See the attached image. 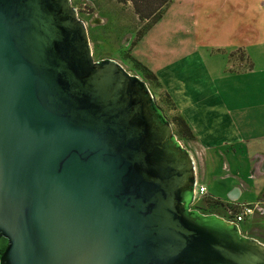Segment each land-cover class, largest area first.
I'll return each mask as SVG.
<instances>
[{
	"label": "water",
	"instance_id": "1",
	"mask_svg": "<svg viewBox=\"0 0 264 264\" xmlns=\"http://www.w3.org/2000/svg\"><path fill=\"white\" fill-rule=\"evenodd\" d=\"M195 186L146 83L93 59L70 0H0V264H264L262 241L190 208Z\"/></svg>",
	"mask_w": 264,
	"mask_h": 264
},
{
	"label": "rangeland",
	"instance_id": "2",
	"mask_svg": "<svg viewBox=\"0 0 264 264\" xmlns=\"http://www.w3.org/2000/svg\"><path fill=\"white\" fill-rule=\"evenodd\" d=\"M70 1L71 5L76 9L77 17L86 26L93 59L95 61L105 58L115 60L126 71L141 78L153 95L156 104L169 120L173 134L191 153L195 165L197 184L204 186L208 190L205 196L199 195L197 200L190 205V208L196 209L203 214L218 213L217 215L219 216H226L228 213L223 210V203L219 201H225L226 206L229 208L228 210L233 213L239 210L238 204L255 202L257 195L253 193L247 194L249 195L248 199L244 198V196L240 199H229L226 196L230 191L224 194V191L220 190L219 184L215 182V178H224L226 176L234 178L238 177V175H248V169L259 163L260 157L246 156L243 153L241 155H232L229 151L219 155H212L211 153V155H203L200 151H197L198 145L196 144L195 134L191 131V134H188L178 124L175 119L178 117V112L174 109V102L164 93L153 76L154 74L149 70V68L162 67L172 60L178 62L180 60L178 56L180 55L175 50L179 45H183L185 48L186 46L191 47L193 44L190 43L202 44L205 40L207 42L209 38L213 37V26L207 27V31L199 29L202 24L200 16L204 12L203 8L199 7V3L202 5L206 4L207 8H210L209 4L213 0H174L168 10L164 12L158 24L149 31L141 42H139L141 37L151 27V21L140 20L134 13L131 2L118 3L115 0ZM239 2H242L243 5L246 3L257 4V0L254 2L251 0H239ZM197 18L200 20V25L197 21H193ZM194 24L197 25L195 26ZM252 55L257 59L254 53ZM205 57L207 59H203V61L208 60V56L206 55ZM199 60L193 56L183 60V67L186 69L185 78H187L189 83H194L195 85L203 82V78L200 75ZM212 61L216 62L217 60L214 58ZM253 61L255 62L254 59ZM251 66V60L245 57L241 51H235L227 56L226 70L229 72H245ZM261 73L262 67L259 63L255 65L250 74L229 78V80L232 79V82H227H231V85L234 86L238 99L234 101L228 88L225 90L221 87L220 96L222 98L220 99L222 103L230 104V106H232L231 103H237L238 106H241L249 100L256 101L263 96L264 93L259 91L261 87H264V74L262 73L261 78ZM223 81V78L222 80H217V82ZM246 86L253 87L246 89ZM250 90L255 92H251L249 95ZM233 94H235V91H233ZM250 155L252 154L250 153ZM246 184V182L242 181L237 184L239 186L234 188L242 189ZM208 197H211V199ZM236 203L237 205H235ZM252 214L250 217L249 215L246 216V220L241 226V232L246 236H254L264 241V216L258 214V212Z\"/></svg>",
	"mask_w": 264,
	"mask_h": 264
},
{
	"label": "crops",
	"instance_id": "3",
	"mask_svg": "<svg viewBox=\"0 0 264 264\" xmlns=\"http://www.w3.org/2000/svg\"><path fill=\"white\" fill-rule=\"evenodd\" d=\"M173 1L170 0L171 3L169 2L166 10ZM199 7L204 10L203 15L200 16L202 24H199L200 17L193 21H197L201 31H207V27L213 26L212 38H209L207 42L205 40L202 44L190 43L193 44L191 47L185 48L179 45L175 50L180 55L178 62L172 60L156 68H149L144 60L143 62L154 74L164 93L174 102V109L178 112V116L185 120L190 131L195 134L197 151L203 155L210 153L219 155L229 151L232 155L243 153L246 156L260 157V162L248 169V175L215 178V182L219 184L224 194L235 186H239L237 185L239 182L244 181L247 184L242 189L239 188L238 199L243 196L247 198L249 196L247 194L250 193L258 195L264 184V95L256 101L249 100L250 102L241 106L237 103H231L232 106H230V104L222 103L220 89L228 88L233 100L237 101V92L231 85L232 79L229 80V78L250 74L259 63L264 74V0H257V4L246 3L245 5L239 0H213L209 4L210 8L201 3ZM159 21L149 28L139 42ZM213 41L215 42L212 43ZM235 51H241L251 60L252 66L247 71L226 70L227 56ZM252 53L257 59L254 55L251 56ZM203 55L208 56L207 61H203L207 59ZM192 56L200 59V75L203 82L198 85L189 83L185 78L186 69L183 67V60ZM214 58L216 62L212 61ZM222 78L223 82H217ZM252 87L246 86V89ZM259 91L264 93V87H261ZM251 92L255 91L250 90L249 95Z\"/></svg>",
	"mask_w": 264,
	"mask_h": 264
},
{
	"label": "trees",
	"instance_id": "4",
	"mask_svg": "<svg viewBox=\"0 0 264 264\" xmlns=\"http://www.w3.org/2000/svg\"><path fill=\"white\" fill-rule=\"evenodd\" d=\"M118 3L131 2L134 13L140 20L151 21V26L159 21L165 12L170 0H115ZM154 76V75H153ZM155 77V76H154ZM178 124L191 134L190 128L180 116L175 118Z\"/></svg>",
	"mask_w": 264,
	"mask_h": 264
},
{
	"label": "built area",
	"instance_id": "5",
	"mask_svg": "<svg viewBox=\"0 0 264 264\" xmlns=\"http://www.w3.org/2000/svg\"><path fill=\"white\" fill-rule=\"evenodd\" d=\"M207 190L204 186L198 185L196 181V186L194 187V201L197 200L199 195H206ZM211 199V197H208ZM239 210L235 213L231 212L230 210L227 211L228 215L223 216L224 219L234 222L236 225H239L241 222L244 221L246 216L252 213V206L249 204H238Z\"/></svg>",
	"mask_w": 264,
	"mask_h": 264
},
{
	"label": "flooded vegetation",
	"instance_id": "6",
	"mask_svg": "<svg viewBox=\"0 0 264 264\" xmlns=\"http://www.w3.org/2000/svg\"><path fill=\"white\" fill-rule=\"evenodd\" d=\"M233 189H234V188H233ZM233 189H232V190H233ZM239 195H240V192H239ZM238 197H239V196H238ZM238 197L235 198V199H238ZM219 200H222V199H219ZM219 202H222V203H223V210H225L226 213H227V211H228L229 208H228V206H226L225 201H219ZM235 205H237V203H236ZM249 205H251L252 208H253L252 213H254V212H258V214L264 216V184H263V186H262V188H261L259 194L257 195V198H256L255 202L253 201V203H251V204H249ZM252 213L249 214V217L253 215ZM213 214H215V213H213ZM217 214H218V213H217ZM217 214H215V215H217ZM218 216H219V215H218ZM220 217L223 218V216H220ZM244 220H246V218H245ZM243 223H244V221L241 222L239 225H237V226L239 227V229H240V232H241V226H243ZM241 233H242V232H241ZM243 235H244V234H243ZM245 236H246V235H245ZM248 237H254V236H248ZM255 238H257V237H255ZM257 239L259 240V238H257ZM260 241H262V240H260ZM262 242L264 243V241H262Z\"/></svg>",
	"mask_w": 264,
	"mask_h": 264
},
{
	"label": "bare ground",
	"instance_id": "7",
	"mask_svg": "<svg viewBox=\"0 0 264 264\" xmlns=\"http://www.w3.org/2000/svg\"><path fill=\"white\" fill-rule=\"evenodd\" d=\"M238 196H239V191L236 192V197H238Z\"/></svg>",
	"mask_w": 264,
	"mask_h": 264
}]
</instances>
